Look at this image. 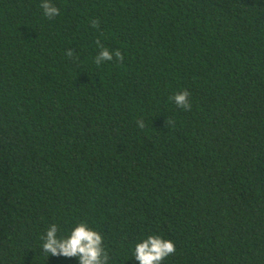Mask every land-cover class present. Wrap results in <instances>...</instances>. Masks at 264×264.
Masks as SVG:
<instances>
[{
	"label": "trees",
	"instance_id": "obj_1",
	"mask_svg": "<svg viewBox=\"0 0 264 264\" xmlns=\"http://www.w3.org/2000/svg\"><path fill=\"white\" fill-rule=\"evenodd\" d=\"M50 2L0 0V264H79L42 251L79 223L109 264H264V0Z\"/></svg>",
	"mask_w": 264,
	"mask_h": 264
},
{
	"label": "clouds",
	"instance_id": "obj_2",
	"mask_svg": "<svg viewBox=\"0 0 264 264\" xmlns=\"http://www.w3.org/2000/svg\"><path fill=\"white\" fill-rule=\"evenodd\" d=\"M40 7L43 14L49 20L60 15V9L54 6L50 0H42ZM93 28L99 27V21L92 20ZM101 48L95 57V63L100 66L104 62L112 61L114 57L123 62L124 56L120 51L114 54L104 48L99 40L96 41ZM67 56L73 55V50L67 51ZM190 93L187 90L176 93L170 97L176 106L184 111H190L192 104L189 100ZM169 121H167V124ZM140 129L145 127L143 120L137 121ZM58 226L52 224L46 231L42 251L49 256H64L67 258H78L79 264H109L110 257L103 246L102 235L90 228L86 223H79L75 226L70 235L66 238H59ZM176 252L175 244L171 240H165L160 236L151 235L135 246L134 258L139 264H163V261L174 255Z\"/></svg>",
	"mask_w": 264,
	"mask_h": 264
}]
</instances>
